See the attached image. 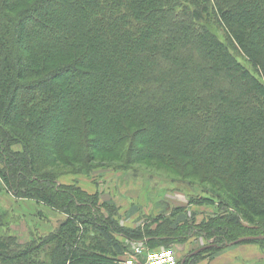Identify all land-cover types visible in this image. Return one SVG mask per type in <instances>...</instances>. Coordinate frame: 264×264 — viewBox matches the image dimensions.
<instances>
[{"label":"trees","instance_id":"trees-1","mask_svg":"<svg viewBox=\"0 0 264 264\" xmlns=\"http://www.w3.org/2000/svg\"><path fill=\"white\" fill-rule=\"evenodd\" d=\"M144 161L176 175L189 207L216 208L132 230L112 201L60 181ZM0 192V264H119L133 243L203 238L209 253L264 237V0H0ZM21 201L39 223L64 219L21 244Z\"/></svg>","mask_w":264,"mask_h":264},{"label":"rangeland","instance_id":"rangeland-1","mask_svg":"<svg viewBox=\"0 0 264 264\" xmlns=\"http://www.w3.org/2000/svg\"><path fill=\"white\" fill-rule=\"evenodd\" d=\"M48 154V159H52L50 157L53 156V152L49 150ZM101 157L103 158L100 159ZM104 158L105 156L98 155L93 163L100 167L104 164L102 162H109L112 159V157ZM125 168L129 170L114 171L107 168H98L100 170L92 178L65 175L60 181L65 185H73L76 182L79 187L89 194L100 193L102 201H112L119 208L121 226L132 230L143 226L146 219L154 215H169L172 209L176 207H185L189 216L193 212H198L197 223L203 220V216H208V213L212 212V208H216L215 206L207 208L206 205L189 207L188 201L190 197H194L193 194L185 185L175 180L176 175L157 161L138 162L135 166ZM3 195L0 192V200L7 207L12 200ZM13 208L15 221H13L12 230L19 237L21 244L27 243L31 234L39 231L47 232L51 229V226L57 228L58 222L64 219L61 216H55L48 211H44L45 221H48V223L45 221L43 223H47L46 225L41 222L42 219H40V223L37 221L38 217H35L37 209L34 205L21 201L15 204ZM182 215H185V212ZM34 227H38L40 230L38 231ZM32 228H34V233H32ZM128 245L131 249L130 252H132L133 245ZM207 245L209 244L203 238H194L182 245L175 244L173 249L181 261L182 259L186 260V256ZM144 248L150 250L145 246ZM156 249L165 248L162 246ZM207 254L209 253L201 254L199 257L188 261V264H198Z\"/></svg>","mask_w":264,"mask_h":264},{"label":"crops","instance_id":"crops-1","mask_svg":"<svg viewBox=\"0 0 264 264\" xmlns=\"http://www.w3.org/2000/svg\"><path fill=\"white\" fill-rule=\"evenodd\" d=\"M198 264H264V246L255 242L225 246L209 252Z\"/></svg>","mask_w":264,"mask_h":264},{"label":"built area","instance_id":"built-area-1","mask_svg":"<svg viewBox=\"0 0 264 264\" xmlns=\"http://www.w3.org/2000/svg\"><path fill=\"white\" fill-rule=\"evenodd\" d=\"M132 252L126 254L119 264H179L180 259L173 248L146 250L142 243H133Z\"/></svg>","mask_w":264,"mask_h":264},{"label":"water","instance_id":"water-1","mask_svg":"<svg viewBox=\"0 0 264 264\" xmlns=\"http://www.w3.org/2000/svg\"><path fill=\"white\" fill-rule=\"evenodd\" d=\"M247 227V226H246ZM260 240H264V237H261V236H258V237H253V236H249V237H243V238H240L238 239L237 241H235L234 243L232 244H227L226 246H230V245H235V244H240V243H244V242H250V241H260ZM212 247H216L215 245H211V246H206V247H203V248H200L198 250H196L195 252H193L189 257H194V256H197L199 255L200 253L206 251V250H209L211 249ZM185 259L181 262V264H185Z\"/></svg>","mask_w":264,"mask_h":264}]
</instances>
